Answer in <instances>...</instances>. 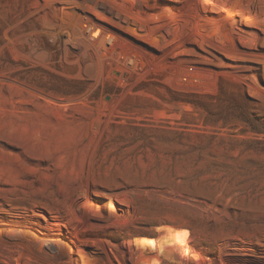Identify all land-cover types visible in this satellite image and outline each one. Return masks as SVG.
<instances>
[{
    "label": "rangeland",
    "instance_id": "374dc122",
    "mask_svg": "<svg viewBox=\"0 0 264 264\" xmlns=\"http://www.w3.org/2000/svg\"><path fill=\"white\" fill-rule=\"evenodd\" d=\"M0 264H264V0H0Z\"/></svg>",
    "mask_w": 264,
    "mask_h": 264
},
{
    "label": "bare ground",
    "instance_id": "6f19581e",
    "mask_svg": "<svg viewBox=\"0 0 264 264\" xmlns=\"http://www.w3.org/2000/svg\"><path fill=\"white\" fill-rule=\"evenodd\" d=\"M31 238H32V237H31ZM34 238H35V237H34ZM37 239H38V238H37ZM21 240H22V239H21ZM35 242H36V241H35ZM42 242H43V241H42ZM36 243H37V242H36ZM36 243H35V244H36ZM45 243H46V242H45ZM47 243H48V242H47ZM47 243H46V244H47ZM38 244H39V243H38ZM42 245H43V244H42ZM54 245H55V244H53V245L51 244V246H54ZM143 245H144V244H143ZM145 245H147V243H145ZM183 245H184V244H183ZM47 246H48V245H47ZM185 246H186V243H185ZM59 247H60V246H58V247H55V246H54L55 249H57V248H59ZM41 249H42V248H41ZM46 249H47V248H46ZM58 250H59V249H58ZM58 250H57L56 252H58ZM62 252H64V251L62 250ZM58 253H59V252H58ZM58 257H59V256H58ZM152 262H153V261H152Z\"/></svg>",
    "mask_w": 264,
    "mask_h": 264
}]
</instances>
